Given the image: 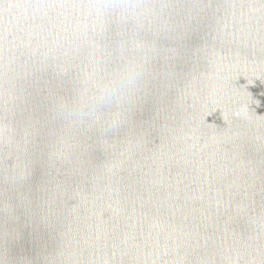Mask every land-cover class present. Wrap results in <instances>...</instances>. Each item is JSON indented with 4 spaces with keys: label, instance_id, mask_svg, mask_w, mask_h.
<instances>
[{
    "label": "water",
    "instance_id": "1",
    "mask_svg": "<svg viewBox=\"0 0 264 264\" xmlns=\"http://www.w3.org/2000/svg\"><path fill=\"white\" fill-rule=\"evenodd\" d=\"M0 264H264V0H0Z\"/></svg>",
    "mask_w": 264,
    "mask_h": 264
}]
</instances>
